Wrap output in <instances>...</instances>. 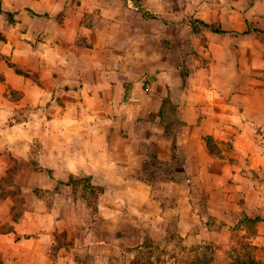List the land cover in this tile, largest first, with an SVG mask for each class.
<instances>
[{"label":"crops","instance_id":"crops-1","mask_svg":"<svg viewBox=\"0 0 264 264\" xmlns=\"http://www.w3.org/2000/svg\"><path fill=\"white\" fill-rule=\"evenodd\" d=\"M132 2L0 0L15 21L7 25L0 12V181L14 159L30 185L18 221L0 190V264H129L136 258L126 249L129 238L138 242L158 229L166 242L172 227L185 243L223 248L236 245L238 232L264 254V52L251 74L227 57L239 78H217L212 67L181 77L178 64L130 49L135 29L128 21L139 16ZM205 137L231 142V152L211 154ZM151 155L163 164L176 158L179 166L163 178L154 209L153 190L139 178ZM77 175L103 189L99 221L86 203H73L64 182ZM62 187L71 212L65 225L78 234L56 251L61 210L37 192ZM74 211L87 219L75 222ZM119 218L135 237L131 230L102 234L104 222L115 229Z\"/></svg>","mask_w":264,"mask_h":264},{"label":"rangeland","instance_id":"rangeland-1","mask_svg":"<svg viewBox=\"0 0 264 264\" xmlns=\"http://www.w3.org/2000/svg\"><path fill=\"white\" fill-rule=\"evenodd\" d=\"M132 3V9L134 10L136 7L137 9L134 11L139 13V16L128 21L135 29L127 36L133 43L135 41L133 47L129 46L130 49L136 52H149L153 57V62L163 60V62L172 65L178 64L177 75L181 77L196 76L198 73L197 76L206 75L197 69L212 67L211 71L217 78L223 76L232 78L238 76L237 78H239L240 75L235 76L234 72L227 69L225 63L227 57H231L238 64L242 75L251 74L253 72L252 62L257 61L264 52V0H133ZM0 12L10 14L7 18L5 17L7 25L15 23L12 18L13 14L5 10H0ZM121 22L122 20L115 23L123 27ZM80 36L83 38V35ZM125 37L124 34L115 36L121 40ZM28 39H30L29 36ZM52 39L54 38L52 37ZM37 40L41 41V37H38ZM225 46L231 51L230 53L226 52L228 56H225ZM45 59L44 63L47 66L50 62L47 61V56ZM166 104L170 111L175 107V104L169 100ZM166 120L170 125L175 121L170 114L165 117ZM12 124H16V121L12 120ZM216 145L221 152L226 154L231 152V142L217 141ZM178 169L179 166L175 165L163 167L157 159L151 156L147 159L146 168L139 173V178L144 184L150 185L153 190L154 196L150 202V208L163 199V196L160 195V190L163 188V171L175 172ZM27 172L24 164L10 159V167L0 181V190L12 203L11 219L13 221H18L24 213L26 191L30 188ZM88 181L90 184L88 177L77 175L64 183L71 185L73 203L78 206L86 203V211L91 219L95 218L99 221L97 205L101 193L97 194L88 190L86 188ZM40 192L41 194L38 190L37 194L45 199L48 206L55 204L60 207L61 221L63 220L64 225L65 223L67 225L71 220V212L69 209H65V206L68 205L65 189L62 187L60 191L55 189L54 191L41 190ZM121 204L124 205V203ZM85 214L83 215L80 211L72 212L75 222L79 219L85 221L87 219ZM131 217L143 219L142 216L135 214H131ZM121 221L119 218L117 223L121 226H117L115 229L112 223L104 222L102 234L108 237L114 230L115 235L121 237L125 236V232L131 230L128 236L135 237L132 233L134 229L127 225L122 227ZM250 224L247 223V225ZM66 225L64 228L58 227L55 230L56 251L60 247L67 248L70 245L69 237L74 238L78 234L75 230L68 229ZM142 230L150 231L145 228ZM161 233L158 229L155 232H145V235L140 236L138 242L135 238L132 240L129 238L128 243H131L132 246L126 249L136 255L135 260L129 264H264V254H258L257 249L251 246L247 240L248 236H239L238 232L236 233V245H231L228 248H223L207 240L197 244L185 243L173 227L168 229L166 242H163V233ZM224 254L230 260L221 258ZM173 257L176 259L170 261ZM257 257L262 258L257 260ZM86 263L87 260L82 262V264Z\"/></svg>","mask_w":264,"mask_h":264},{"label":"trees","instance_id":"trees-1","mask_svg":"<svg viewBox=\"0 0 264 264\" xmlns=\"http://www.w3.org/2000/svg\"><path fill=\"white\" fill-rule=\"evenodd\" d=\"M4 14H5V17H6V18H7L8 16H10L9 13H4ZM204 140H205V144H206V146H207V149L209 150V152H210L211 154L216 155V156H218V155L221 154V151H219V149L217 148V145H216L217 142H215V141H214L212 138H210V137H205ZM149 157H150V156H149ZM151 157L155 158V156H153V155H151ZM155 159H156V158H155ZM160 164H162L163 167L166 166V165L172 167L173 165L178 166V161H177L176 158H174V159H173V162L170 163V164H163V163H161V162H160ZM163 170H165V169L163 168ZM170 172H172V171H168V172L163 171V178H168ZM7 175H8V174H7ZM86 188H87L88 190H90L91 192H94V193H97V194L102 193V188H101V187L92 186V185L89 184V181L87 182V186H86Z\"/></svg>","mask_w":264,"mask_h":264}]
</instances>
